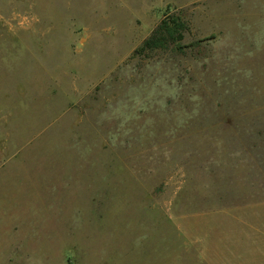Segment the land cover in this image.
I'll return each mask as SVG.
<instances>
[{
    "label": "rangeland",
    "instance_id": "obj_1",
    "mask_svg": "<svg viewBox=\"0 0 264 264\" xmlns=\"http://www.w3.org/2000/svg\"><path fill=\"white\" fill-rule=\"evenodd\" d=\"M262 205L264 0H0V264H219Z\"/></svg>",
    "mask_w": 264,
    "mask_h": 264
},
{
    "label": "crops",
    "instance_id": "obj_2",
    "mask_svg": "<svg viewBox=\"0 0 264 264\" xmlns=\"http://www.w3.org/2000/svg\"><path fill=\"white\" fill-rule=\"evenodd\" d=\"M251 207V206H250ZM260 213L264 214V205L259 207ZM264 216V215H263ZM252 220V222L240 223L238 227L239 232H237L233 238L228 239L224 243L219 245V256L217 257L219 264H231L235 259L239 264H253L254 260H257L258 255L263 254L264 250L261 241V247H259V238H264V220L259 219ZM222 234V233H221ZM233 253V256H228L229 260H222L221 255ZM244 257H247L243 260Z\"/></svg>",
    "mask_w": 264,
    "mask_h": 264
},
{
    "label": "trees",
    "instance_id": "obj_3",
    "mask_svg": "<svg viewBox=\"0 0 264 264\" xmlns=\"http://www.w3.org/2000/svg\"><path fill=\"white\" fill-rule=\"evenodd\" d=\"M186 32L188 26L179 17L165 16L135 53L145 56L149 53L165 51L171 46L182 50L180 43Z\"/></svg>",
    "mask_w": 264,
    "mask_h": 264
}]
</instances>
